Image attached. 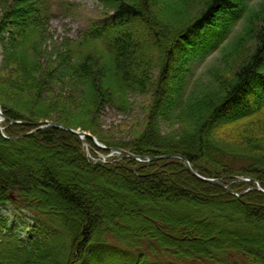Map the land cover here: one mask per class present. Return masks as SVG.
<instances>
[{"label": "trees", "instance_id": "16d2710c", "mask_svg": "<svg viewBox=\"0 0 264 264\" xmlns=\"http://www.w3.org/2000/svg\"><path fill=\"white\" fill-rule=\"evenodd\" d=\"M105 1L113 13L84 28L53 60L43 55L40 37L52 18L74 15L76 4L15 0L19 6L12 7L17 18L9 25L18 29L3 40L0 104L6 117L27 124L6 121L5 135L0 128V264H151L150 258L156 264H264V249L253 248L264 241L261 192L235 196L193 176L178 159L93 163L76 135L57 127L32 132L45 121L81 128L108 147L182 154L204 176L246 175L264 187V132L249 127L224 136L227 126L249 121L264 106V28H256L252 53L230 80L184 94L186 76L172 78L176 54L224 38L218 17L243 12V1L203 0L188 10L184 0L171 6L172 20L154 10L165 0ZM7 26L0 24V36ZM247 31L254 33L252 23ZM64 84L65 91L46 92ZM137 89L155 90L144 129L132 142H111L96 126L98 113L106 105L130 108L129 92ZM171 114L181 130L163 133L161 122ZM35 144L59 148L53 152L62 159L38 162L33 153L47 156ZM9 206L30 213L35 229L20 230L19 222L10 227L3 212ZM213 232L229 242L197 237Z\"/></svg>", "mask_w": 264, "mask_h": 264}, {"label": "rangeland", "instance_id": "374dc122", "mask_svg": "<svg viewBox=\"0 0 264 264\" xmlns=\"http://www.w3.org/2000/svg\"><path fill=\"white\" fill-rule=\"evenodd\" d=\"M66 1L76 4V10L73 11L74 15L64 16L60 14L59 16L52 18L49 25L50 27L48 28V34L40 37L44 53L43 55L46 57L52 55V60L56 56L55 53L57 51L65 48L64 44H67L69 40L73 38L81 36L84 28L88 27L89 25H99L104 23L103 21H96L108 17L113 13V9L107 6L105 0ZM170 1H159L154 7L156 13L160 15V18H163L164 16V18L171 19L168 18L169 15H172L171 6L184 0ZM202 1L203 0H186L184 2H186L187 9L189 10L193 7H198ZM242 1V6L245 7L243 12H239L240 10L236 9L233 12H226L217 19V23L220 25L219 28H221L224 32V38H220L222 36L218 35L213 38V41H211L209 45H205L199 50L196 48L197 51L193 50V52H190V47H188L186 51L176 54V58H178L179 61L174 62L175 69L172 72V78L183 80V76H186L185 81L188 83L185 85L187 89L185 90L184 88V94H186L188 91H191L196 87V85H198L200 90L205 85L212 84L213 80H230L233 72L252 53L254 48L253 45L255 44L254 38L257 32L256 28H258V30L260 28H264V0ZM14 3L15 0H0V24L8 25L5 27L4 35L0 36V73H3V70H5L3 40L6 39L5 37L7 36V38H9L10 34H7V32L10 31L15 33L18 29L16 25H9L10 22L15 24V19L17 18L14 16L15 8H12ZM18 6L19 5L16 4L14 5V7ZM238 13H240V17L236 16ZM256 14H259L260 16ZM248 16L255 17L254 23L251 21L249 22L250 17ZM171 17L174 18L173 16ZM249 23H252L254 33H252V31H247ZM140 27H143V24H141ZM218 38H220L218 44L221 42L222 44L221 46L214 49V42ZM157 56L154 57L156 66L158 58ZM154 71L155 75H157L158 68H155ZM65 86V84L62 86L52 85L46 90V92H50L51 90L57 91L58 89L65 91ZM153 93H155V90L151 91L150 89H137L135 91H130L128 96L131 107L126 110L117 109L112 105H106L104 109L98 113V117L95 121L98 130L106 139H109L111 142H132L138 130L143 131L144 129L143 127L147 122L148 110L150 109V105L152 103ZM197 93H199V91H197ZM246 121L247 120L239 123L235 127L227 126L228 133H225L224 136L229 134L230 138L228 139H231V134L238 135L239 132H242L244 129L249 127L255 134L264 132V106L261 111H256L252 119L247 122ZM8 125L9 124L5 120L0 122V128L4 135L5 129H7ZM181 127L182 126L178 120L175 122V115L171 114L170 117L161 122L160 130L163 133H170L180 131ZM37 129H41V126L33 128L32 132L36 131ZM82 141V150L90 162L101 163L105 165H111L119 162L124 163L123 157H120L119 155L113 156L110 152L98 148L93 142H90L89 140H87V142L84 140ZM35 145L38 147L37 150L39 149L42 152L41 154H45L47 156L44 157L42 155H38L37 153H33L32 158L38 162L46 163L45 159H62L60 156L56 155L55 152H53L59 148L52 150L50 148H44L43 145ZM30 147L34 148L33 145H30ZM245 162L247 161H238L237 166H244L246 164ZM62 163L63 162H61V164ZM232 165L237 167L234 163ZM172 182L177 183L178 181L172 178ZM234 183L235 184L233 185V188L238 192L247 191V189L251 188L250 186H254L252 183L250 184L249 182L242 181L241 179L234 181ZM88 185L85 186L94 189V185ZM88 190H90V188ZM193 193L197 195L198 191L193 190ZM3 212H5V214L10 218V227L15 222H19L18 224L20 225V230L26 229L25 232H28L29 230L35 229L36 225L31 219L32 215L30 213L25 211H15L13 206H9L8 209H4ZM23 235L26 236L27 234L24 233ZM197 237L204 242L217 243V241L223 240L229 242L227 237H224V235L220 233L216 234L215 232L206 235L204 233H197ZM110 242L117 244V242H114L111 238ZM253 248L255 250L262 251L264 249V241L259 243L256 242L253 245ZM149 261L151 264H156L157 260L150 258Z\"/></svg>", "mask_w": 264, "mask_h": 264}, {"label": "bare ground", "instance_id": "6f19581e", "mask_svg": "<svg viewBox=\"0 0 264 264\" xmlns=\"http://www.w3.org/2000/svg\"><path fill=\"white\" fill-rule=\"evenodd\" d=\"M222 42L220 44H218L217 46L213 47L214 49L221 46ZM219 49V48H218ZM217 49V51H218ZM15 124H25V123H15ZM80 133H87V134H90L94 137V139L88 137V136H85V135H80V134H76V133H73V132H70L74 135H76L80 140H84V141H87V140H90V142H93L95 144V142H99L101 144V146L99 147L100 149L102 150H105V151H108L111 153V155H119L120 157H123V158H130V159H133V160H136L137 162H143V160L138 159V158H135V157H132V156H128V155H125L123 153H121L119 150H125L133 155H136V156H140V157H151V156H164V155H169V154H163V155H141V154H137V153H134L132 152L131 150L129 149H124V148H121L119 150H116L115 148L113 147H108L104 142H102L95 134L91 133L90 131H87V130H83L81 128H78V129H74ZM170 154H173V153H170ZM174 155H181L183 156L182 154H174ZM189 163L190 165L192 166L193 170L198 173L200 176L204 177V178H208V179H219L221 180V182L224 184V186L220 185V184H217V183H212V182H207L201 178H198L197 176L193 175L187 168L185 162L183 159L181 158H177V157H173V158H168V159H160V160H154V161H161V160H171V159H178L180 161H182V163L184 164V166L186 167V169L195 177H197L198 179H201L207 183H211V184H216L224 189H226L227 191H229L230 193H232L233 195L235 196H242L243 194L249 192V191H258V192H261L262 194H264V192L256 189V188H261L264 190V187L262 186L261 182L257 179H254L250 176H246V175H237V176H234V175H227V176H220V177H211V176H204L202 174H200L195 168L194 166L192 165V163L185 157L183 156ZM153 162V161H152ZM242 180V181H245V182H249L250 184L252 183L254 186H250L251 188L247 189V191H243V192H238L236 191L234 188H233V185L235 184L234 181H237V180Z\"/></svg>", "mask_w": 264, "mask_h": 264}, {"label": "water", "instance_id": "95a60500", "mask_svg": "<svg viewBox=\"0 0 264 264\" xmlns=\"http://www.w3.org/2000/svg\"><path fill=\"white\" fill-rule=\"evenodd\" d=\"M0 116L2 117V119H7V118L4 116V114H3L2 110H1V107H0ZM11 122H12V123H21L20 121H16V120H13V119H11ZM49 126H55V127L63 128V129H66V130H68V131H70V132H73V133H76V134H80V135H85V136H88V137L94 139V137H93L92 135H90V134H87V133H80V132H78V131H76V130H74V129H72V128H69V127H66V126H63V125H59V124H55V123H49ZM116 150H119V149H116ZM119 151H120L121 153L125 154V155H128V156H132V157H135V158H138V159L142 158V157H140V156L133 155V154H131V153L125 151V150H119ZM173 157H177V158H181V159H183L184 162H185V164H186V166H187V168H188V170H189L193 175L197 176L198 178H201V179H203V180H205V181H207V182L217 183V184H220V185L224 186V184H223V183L221 182V180H219V179H208V178H204V177L200 176L198 173H196V172L193 170V168H192V166L190 165V163H189V162H188L183 156H181V155L169 154V155H164V156H151V157H148V161H154V160H160V159H168V158H173ZM256 189H258V190L264 192V190L261 189V188H256Z\"/></svg>", "mask_w": 264, "mask_h": 264}]
</instances>
